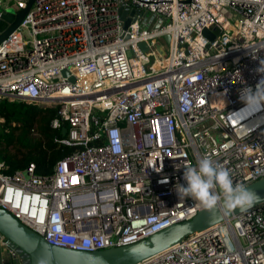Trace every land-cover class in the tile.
<instances>
[{"label":"built area","instance_id":"2783aa9c","mask_svg":"<svg viewBox=\"0 0 264 264\" xmlns=\"http://www.w3.org/2000/svg\"><path fill=\"white\" fill-rule=\"evenodd\" d=\"M27 3L0 8L15 15ZM261 60L264 0H32L0 40V99L55 107L49 124L74 148L44 174L0 160V207L48 243L84 251L190 219L203 206L175 191L185 164L208 156L234 184L264 176V110L239 111ZM0 244L25 264L1 233ZM135 264H264V204Z\"/></svg>","mask_w":264,"mask_h":264},{"label":"water","instance_id":"95a60500","mask_svg":"<svg viewBox=\"0 0 264 264\" xmlns=\"http://www.w3.org/2000/svg\"><path fill=\"white\" fill-rule=\"evenodd\" d=\"M31 2L32 0H28L26 7L16 10L14 19L0 32V40L16 28ZM127 8L123 5L120 8L124 27L129 22V18L125 17ZM203 32L210 38L213 37L206 28L203 29ZM164 38L168 41L169 34H165ZM142 46L145 47V44L142 43ZM63 72L65 73L66 70ZM62 132L65 133L64 128ZM245 186L259 197L251 208L263 205L264 176ZM239 212L241 211L236 209L228 215H224L219 205L215 209L203 207L190 219L174 222L135 242L93 251L76 250L50 244L42 235L23 224L10 211L2 207H0V233L10 240L11 246L15 247L25 264H135L181 241L194 231L205 229L225 217Z\"/></svg>","mask_w":264,"mask_h":264},{"label":"trees","instance_id":"16d2710c","mask_svg":"<svg viewBox=\"0 0 264 264\" xmlns=\"http://www.w3.org/2000/svg\"><path fill=\"white\" fill-rule=\"evenodd\" d=\"M55 113V107L0 99V160L6 164L5 171L33 162L37 173H48L60 157L74 148L57 140L63 136L62 129L49 124Z\"/></svg>","mask_w":264,"mask_h":264},{"label":"clouds","instance_id":"9594fccd","mask_svg":"<svg viewBox=\"0 0 264 264\" xmlns=\"http://www.w3.org/2000/svg\"><path fill=\"white\" fill-rule=\"evenodd\" d=\"M256 72L261 74V79L255 88L244 87L241 90L240 100L244 107L239 111L264 110V60ZM183 180L185 184L179 183L175 187L179 199H195L207 209H215L219 205L224 215L236 209L245 212L259 199L244 184H234L230 171L208 156L199 159L196 166L185 164Z\"/></svg>","mask_w":264,"mask_h":264},{"label":"rangeland","instance_id":"374dc122","mask_svg":"<svg viewBox=\"0 0 264 264\" xmlns=\"http://www.w3.org/2000/svg\"><path fill=\"white\" fill-rule=\"evenodd\" d=\"M0 11H5L3 14V17L0 19V32H2L8 26L11 19L14 17L15 9L13 8V6H9L7 9L0 8ZM228 16L231 18L232 21H234L236 19V17L232 16L230 13H228ZM156 40H158L159 42H161L163 44L165 51L168 50V48H167L168 44L161 37L157 38ZM0 159H1V156H0ZM222 233H223L225 240L230 244V246H232L231 238H230L225 226L222 228ZM15 261H16V259H15Z\"/></svg>","mask_w":264,"mask_h":264},{"label":"crops","instance_id":"0c3cea01","mask_svg":"<svg viewBox=\"0 0 264 264\" xmlns=\"http://www.w3.org/2000/svg\"><path fill=\"white\" fill-rule=\"evenodd\" d=\"M15 259H16V261H15ZM17 262H18V258L8 257L5 254L4 248L0 244V264H13V263H17Z\"/></svg>","mask_w":264,"mask_h":264}]
</instances>
